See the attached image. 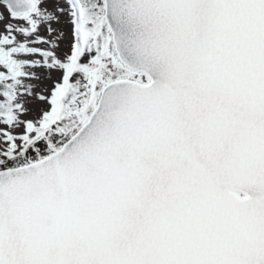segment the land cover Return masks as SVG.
<instances>
[{
	"label": "snow or ice",
	"instance_id": "1",
	"mask_svg": "<svg viewBox=\"0 0 264 264\" xmlns=\"http://www.w3.org/2000/svg\"><path fill=\"white\" fill-rule=\"evenodd\" d=\"M0 264H264V0H0Z\"/></svg>",
	"mask_w": 264,
	"mask_h": 264
}]
</instances>
